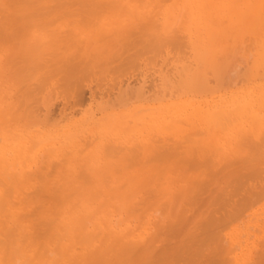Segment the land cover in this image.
I'll return each instance as SVG.
<instances>
[{
    "label": "bare ground",
    "instance_id": "1",
    "mask_svg": "<svg viewBox=\"0 0 264 264\" xmlns=\"http://www.w3.org/2000/svg\"><path fill=\"white\" fill-rule=\"evenodd\" d=\"M219 1L0 0V264H264V225H257V233L250 234L242 225L246 218H255L256 224L264 221V205L252 210L264 200V179L259 183L264 167L256 166L258 161L264 166V139L252 136L264 134V73L256 74L251 67L257 56L254 66L264 68V0ZM210 5L218 8L212 21L207 20L213 16V9L207 10ZM183 11L186 16L178 15ZM223 13L229 26L222 27ZM179 19L182 29L186 24L195 32L194 42L190 41L195 62L181 61L179 66L176 60L172 71L159 73L154 85H147L145 78L135 83L120 80L115 96L90 93L79 99L84 108L67 114L53 111L48 104L38 113L27 102L23 87L16 89L14 99L15 89L10 87L17 83L11 78L20 79L15 57L26 58L25 63L28 59L31 68L29 64L26 68L37 70L44 67L43 52L51 53L72 91L75 84L80 86L84 70L104 66L111 56H118L110 50L119 43L115 46L122 49L121 41L125 40L124 54L133 40L146 42V48L154 50L167 42L178 44L175 33H164ZM188 27L183 30L189 32ZM242 28H249L242 31L246 35H254L249 38L255 37L257 55L251 45L247 48L253 52L247 55L250 50L241 38L238 42L244 36ZM228 33H235L233 44L215 42L231 36ZM239 43L245 45L243 52ZM142 44L139 47L144 48ZM138 52L126 62L137 59ZM242 61L245 64L238 71ZM49 66L52 74L54 68ZM237 72L248 76L238 73L242 78L236 79ZM75 74H80L78 81ZM222 100L226 102L213 107L214 101ZM199 133L202 137H191ZM181 142H189L185 143L189 147L178 153L177 148L184 146ZM240 145L238 152L243 145L247 150L241 156L236 151ZM230 149L231 157H224V163L215 160ZM180 163L183 175L182 169L174 171ZM134 164L147 170L132 169ZM236 164L249 166L235 169L234 179L229 178L226 185H231L230 192L222 183L223 192L219 187L222 194H214L213 203L208 196L210 206L197 211L198 206L191 213L214 177L225 166ZM187 175L192 194L185 189L182 203L176 204L174 198L182 190L180 185L179 193L171 191L163 195L164 201L144 207L147 194L152 200ZM254 178H259L257 184L248 187L245 181ZM152 179L157 192L149 185ZM138 180L142 182L136 191L132 188ZM147 184L152 188L147 189ZM242 188L246 193L236 197ZM138 192L141 195L136 198Z\"/></svg>",
    "mask_w": 264,
    "mask_h": 264
},
{
    "label": "rangeland",
    "instance_id": "2",
    "mask_svg": "<svg viewBox=\"0 0 264 264\" xmlns=\"http://www.w3.org/2000/svg\"><path fill=\"white\" fill-rule=\"evenodd\" d=\"M217 1H219V0H217ZM252 1H255V0H245V1H243V0H240V2H238L237 4H244V2H247V3H250V2H252ZM259 1V0H258ZM220 2V1H219ZM50 5V2H48L46 5ZM52 4V3H51ZM54 4V3H53ZM236 3H234V4H232V5H235ZM210 6H212L211 7V9H210ZM210 6H208L207 7V10H212L213 9V11H211V12H213L211 15H213L212 17L209 15L208 16V18H207V20L209 19V20H211L212 21V19H215L217 16V14L215 13V11H214V8H215V10H218V8L217 7H215L216 5H210ZM224 10H226V9H224ZM55 11H53V13H54ZM58 12V11H57ZM56 12V13H57ZM210 12V13H211ZM50 14V15H53V16H55L54 14ZM55 13V14H56ZM185 15H184V14ZM225 13H227V12H225ZM225 13H223L224 15H225ZM177 14V13H176ZM178 15H181L182 17L183 16H186V12L185 11H183L182 13H179ZM178 15H176V16H178ZM222 16V20H221V22H222V27H224V25H228L229 24V18H228V13H227V15H225V16ZM175 16V17H176ZM181 17V18H182ZM210 17V18H209ZM180 18V19H181ZM174 19V18H173ZM178 20V21H175L176 20V18H175V20H173V21H175L176 23H174V22H171V24L168 26V31L166 30L165 31V33L164 32H162V33H164V35H166V33L167 34H171L172 35V32L173 33H175L174 34V36L177 38V40H179L178 42H177V40H176V42L178 43V44H173V43H171L170 44V42H167V43H165V44H163V45H165V46H163V47H160V49H159V51H158V49H156V50H154V49H149L148 47L146 48V42H138V43H136V41H134L133 40V42L132 43H130V42H128V44L126 43V45H128V46H125L126 47V49H125V54H124V51H123V47H124V43H125V40L123 41L124 43L122 44V41H121V47H122V49H118L117 47L119 46V44H115V45H113V47H115L116 49H113V50H110V51H112V52H114V50H115V53H117L118 54V56H120V57H118V56H114V58H113V56H111L110 57V59H112V60H109L106 64H104V66H100V65H98V67L97 66H95V65H93V67H91L90 69H91V71H90V69H87L86 71L84 70L82 73V77H83V80H79L78 78L80 77L79 75L77 76V74H78V71H77V74H75L76 76H77V81L79 80V81H81V82H78L79 84H80V86L78 85V84H75L76 86L74 87V89L72 90V91H68V86L65 84V82H64V76H63V73L62 72H58V71H60L59 70V63L58 62H56V61H53L52 60V58H53V56L54 55H52V56H50L51 55V53H48L47 54V52H46V54H45V52H43L44 53V55H43V61L45 62V64H44V67H43V65L38 69L37 68V70H35V69H31L33 72H32V74H31V70H29L28 68H26V67H28L29 66V68H31L30 67V64H29V60L27 59L26 61H28V63H25L24 61H23V59L24 58H22V59H20V57H15V59H16V61H17V63L16 64H14V66L16 67V68H18V70H19V76H18V79L19 80H16L15 79V77L13 78H11V80L12 81H14V82H16L17 84L15 85V86H11L10 88L11 89H15V95H14V99H15V97H17V94H18V91H16V89L18 88V87H23L22 89H25L26 88V94H27V100H29V101H27V102H29L30 103V106H33V108H37L38 109V113H40V112H43V110H44V108H46L48 105H52V108L53 109H56V110H53V111H60V112H62L61 114H67V113H70V112H72V111H74V110H80V109H82V108H84V105L83 104H81V102H82V100H79V99H81V98H88L89 97V95H90V93L91 94H95V93H102V92H108V93H110V92H112L113 94H114V96L116 95V93H117V86H118V83L120 82V80H123L122 82H124V80H127V81H130L131 83H135V81H137V80H140L141 78H145L146 79V84L147 85H154L155 83H157L158 82V78H159V73H162V72H165V71H167V72H170V70L172 71V69H173V64L174 63H177V61H179L177 64L179 65H181V61H186L185 63H187V61L189 62V61H191V62H195L194 61V57L192 56L193 54H194V45H193V43L192 42H194V38H195V32H194V30L192 31L186 24H185V20H184V24H185V29H187L186 27H188V30H189V32L187 31V30H183L182 29V27L184 26V25H182V22L183 21H181L182 19H184V18H182L181 20ZM210 21V22H211ZM243 22V21H242ZM241 22V23H242ZM245 23H242V24H245V26H247L248 24H246V21H244ZM240 23V25H242ZM179 24V25H178ZM226 25V26H227ZM240 25L238 26V28H240ZM182 26V27H181ZM208 26V25H207ZM206 26V27H207ZM229 26V25H228ZM243 28H244V25L242 26ZM243 28L242 29H240V31L242 32H244V30L246 29V31L249 29V28H245L244 30H243ZM188 32V34L189 35H191V36H189L188 34H187V32ZM242 32V33H243ZM194 33V34H193ZM231 35V36H228V37H224V39L222 40V39H219L218 38V41H217V39L215 40V42H219L220 40V44L221 45H223V46H227V44H228V46H229V44L231 45V44H233L234 43V41H235V38L236 37H234L235 35V33H228V35ZM250 34H252L251 32H249V33H247V35L245 34V33H243V35L244 36H242L241 35V33H240V35H241V37H239V41L238 42H241L240 41V38L242 39V42H244V44L246 45V48L247 47H249V46H247V45H251V47H253V48H255V49H253L254 50V52H255V54H256V52H258V46L256 47L255 46V41H254V38L252 37V36H254L253 34H252V38H249L250 37ZM171 35H169L170 37H171ZM227 35V34H226ZM234 35V36H233ZM249 38V39H251V40H248V39H244L246 36ZM262 36H264V35H262ZM261 36V37H262ZM244 37V38H243ZM246 37V38H247ZM228 39V40H226V39ZM259 38H260V36H259ZM262 38H264V37H262ZM262 38H260V39H262ZM131 39V38H130ZM133 39V38H132ZM131 39V40H132ZM175 39V38H174ZM256 39H258V37L256 38ZM259 39V40H260ZM246 40V41H245ZM190 41H192V42H190ZM247 41H249V42H247ZM262 41V40H261ZM260 41V42H261ZM127 42V41H126ZM256 42H258V40H256ZM139 43H145V44H142L143 45V47L144 48H142L141 47V45H140V47H139ZM248 43V44H247ZM251 43V44H250ZM252 43H254V44H252ZM138 44V46H136ZM244 44H241V43H239V45L241 46V48H242V52L244 51V49H243V47L245 46ZM258 44H259V42H258ZM145 45V46H144ZM178 45V46H177ZM260 45V44H259ZM187 46H189V47H187ZM243 46V47H242ZM255 46V47H254ZM44 48H47V47H45V45L43 46ZM178 47V48H177ZM120 48V47H119ZM133 48V49H132ZM146 48V49H145ZM245 48V47H244ZM119 50V53L121 52L122 54H120L119 55V53H118V50ZM149 49V50H148ZM248 49V48H247ZM250 49H252V48H250ZM250 49H248V50H250ZM116 50H117V52H116ZM246 50V49H245ZM256 50V51H255ZM48 51V50H47ZM139 51V52H138ZM111 52V53H112ZM131 52V53H130ZM136 52H138L137 54H138V57H137V59L136 58H133V59H128L129 61V64H128V62H126L127 61V59L126 58H130L129 57V55H134ZM249 52H253V51H248L247 52V55H249ZM154 53V54H153ZM116 54V55H117ZM244 54V53H243ZM47 55H49V57L47 56ZM112 55H114L113 53H112ZM123 55V56H122ZM245 55V54H244ZM257 55V54H256ZM256 55H254V56H256ZM122 56V57H121ZM127 56V57H126ZM253 56V57H254ZM47 57H48V59H47ZM52 57V58H51ZM123 57H125V58H123ZM250 57V56H249ZM252 57V56H251ZM251 57H250V59H251ZM247 58H248V56H247ZM26 59V58H25ZM24 59V60H25ZM54 59V58H53ZM115 60V63H114V60ZM181 59V60H180ZM256 59H257V56L255 57V58H252V60H254V62H252L251 64H253V66H251L252 68L254 67V69H255V71H254V73L256 72V74H257V72H260V73H258L259 75L260 74H262V73H264V68H256L254 65H256V63H255V61H256ZM119 60L121 61V62H119ZM177 60V61H176ZM247 61H249V59H247L246 60V63H247ZM54 62V63H53ZM56 62V63H55ZM125 64H124V63ZM181 62V63H180ZM244 61H242V62H240V64L238 63V71H239V68L240 67H242L241 65H244L245 64V62L243 63ZM48 63V64H47ZM29 64V65H28ZM98 64H100V63H98ZM108 64V65H107ZM113 64H114V66H113ZM118 64V65H117ZM131 64V65H130ZM249 63H247L246 65H248ZM28 65V66H27ZM32 65V64H31ZM46 65V66H45ZM48 65H50V66H53V67H51V69H53V71L55 72V73H53V71H52V74H50L51 72H49V71H51V70H49L48 71ZM122 67H121V66ZM125 65V66H124ZM127 65V66H126ZM134 65V66H133ZM179 65V66H180ZM245 65V67L244 68H246L247 66ZM49 66V67H50ZM57 66V67H56ZM107 66H109L108 68H107ZM113 66V67H112ZM133 66V67H132ZM33 67V66H32ZM56 67V68H55ZM105 67V68H104ZM115 67V68H114ZM116 67H118V68H116ZM34 68V67H33ZM111 68V69H110ZM113 68V69H112ZM123 68V69H122ZM171 68V69H170ZM242 69V70H247V69ZM252 68H251V70H248V73H247V71H246V73L249 75L250 73H249V71H252ZM50 69V68H49ZM104 69L106 70V71H104ZM108 69H109V71H108ZM259 69H261L262 71H258ZM89 70V71H88ZM112 72H111V71ZM241 71V70H240ZM58 72V73H57ZM85 72H86V74H85ZM92 72V73H91ZM245 72V71H244ZM253 72V71H252ZM27 73H30V74H27ZM61 73H62V75H61ZM80 73V72H79ZM89 73V74H88ZM238 73L239 74H242V76H243V78H244V76L246 77V76H248V75H245L246 73H244L243 74V72H237L236 74H237V77H236V79L239 77V78H242V76L241 75H239L238 76ZM93 74V75H92ZM96 74V75H95ZM101 74V75H100ZM252 74V73H251ZM74 75V76H75ZM88 77H87V76ZM41 76V77H40ZM76 76H75V78H76ZM136 77V78H135ZM41 78V79H40ZM81 78V77H80ZM85 78V79H84ZM238 78V79H239ZM137 79V80H136ZM40 80H41V82H40ZM44 80V84H43V81ZM72 81V80H71ZM42 83V84H41ZM62 83V84H61ZM149 83V84H148ZM167 86H171L170 84H167ZM66 87V88H65ZM171 87H173V86H171ZM79 88H81V91H80V89ZM173 89H174V91H176L175 90V88L173 87ZM172 89V90H173ZM80 91V93L82 94V96H81V94L80 93H76V92H79ZM22 91V90H21ZM68 91V92H67ZM67 92V93H66ZM71 92V93H70ZM76 93V94H75ZM70 94V95H69ZM80 96H79V95ZM74 95V96H73ZM46 96H48V97H46ZM76 96V97H75ZM48 98H50V100H48ZM213 101V100H212ZM226 101L224 100H222V101H219V102H217V103H215V101L212 103L213 104V107H216L217 105H220L221 103H225ZM45 103V104H44ZM48 104V105H47ZM227 105H229V103H226ZM42 105V106H41ZM43 105H44V107H43ZM116 105H118V104H116ZM83 106V107H82ZM122 107V106H121ZM119 108V109H123V108ZM99 115L100 114H98L97 113V116L99 117ZM77 119H79V118H81V115L80 114H77L76 116H75ZM22 120H25V121H27L28 122V124H29V126L30 127H33L34 126V123H31V120L30 119H28V118H26V117H23V118H21ZM75 119V118H74ZM76 125H78V124H76ZM262 130V129H261ZM261 130H260V132H261ZM191 131H194V130H191ZM262 134V133H261ZM260 134V136H261V138H258V137H260L259 136V134H257V135H252L253 136V139H255V140H257V139H260L259 141H262L261 139H264V134H262L261 135ZM202 135L203 134H201V133H199L198 135H195V136H191V137H194L195 139L198 137V138H200V137H202ZM255 136H256V138H255ZM251 138V137H250ZM191 139H193V138H191ZM252 139V140H253ZM173 141H174V139H172ZM171 140V141H172ZM250 140V139H249ZM251 140V141H252ZM238 141H240V139L238 140ZM242 142H244L245 143V141H242ZM241 142V143H242ZM247 142V141H246ZM253 142H254V140H253ZM258 142V141H257ZM262 142H264V141H262ZM171 143V142H170ZM182 144H183V142H181ZM185 143L186 144H189V142H184V146L183 147H180V148H177L178 149V153H180V152H182V151H179V150H186L187 149V147H189V145L187 146L186 145V147H185ZM235 143V142H234ZM237 144H239V143H237ZM246 144V143H245ZM171 145H174V147H175V144L173 143V144H171ZM178 145H180V144H178ZM237 146V145H236ZM246 146V145H245ZM261 146V145H260ZM171 147V146H170ZM240 147H241V145L240 146H238L237 147V152L239 151V149H240ZM247 147V146H246ZM262 147H264V146H262ZM246 149L245 147H244V145L242 146V148H241V151L240 152H238V154L240 155L241 154V152L242 153H245V151H247V150H245L244 151V149ZM261 148V147H260ZM259 148V149H260ZM177 149H176V151H177ZM233 149H235V148H233ZM250 149V148H249ZM258 149V148H257ZM256 149V150H257ZM244 152H243V151ZM262 150V149H261ZM260 151V150H259ZM232 152H233V150H232ZM250 152H251V150H250ZM258 152V151H257ZM183 153V152H182ZM234 153V152H233ZM248 152H246V154H247ZM231 155V149H230V152H222V153H220L217 157V159H215L216 161H219V160H222V159H225V158H229V157H231L230 156ZM243 155V154H242ZM245 155V154H244ZM241 156V155H240ZM225 157V158H224ZM233 157V156H232ZM227 158V159H228ZM262 158H264V156H262ZM176 160L178 159V157L177 158H175ZM262 161H264V160H262ZM221 162H223V160L221 161ZM224 163V162H223ZM259 163V164H258ZM258 165H256V163H254L257 167L260 165V167L262 168V167H264V166H262V162L260 161H258ZM217 164H218V162H217ZM220 164V163H219ZM240 165L241 164H239L238 166L240 167ZM152 166V165H151ZM179 166H180V168H179ZM238 166H237V164L236 165H232L231 167H224V169L225 170H221L219 173H218V175H216V177H214L215 178V180L213 181H211V183L210 184H212V182H213V184L210 186V188H207L205 191H206V193H205V191H204V193H202L201 195H200V197H199V199H197L196 200V206H192V209L190 210L191 211V213H195L196 211H195V208H197L198 206L200 207H198L197 208V211H199V209H202V210H205V208H207L208 207V204H209V206H210V204H211V201H210V203L208 202V199L207 198H209L208 196L211 194L212 195V192L213 191H216L215 193H213V196H211L210 195V198H212V203H213V200L215 199L214 198V194H215V196H217L216 194H218L219 193V191L220 192H223V190H222V183H224L225 182V187L224 188H226L227 189V192L229 191L230 192V190H228L229 188H231L230 186H226V185H229L230 183L229 182H227V181H231L232 180V178L235 176V174H234V172L236 171L235 169H237L238 168ZM242 166V168H247L249 165H247V164H244V165H241ZM149 168H151L150 167V165L148 166ZM156 166L154 165V167H152V168H155ZM234 167V168H233ZM132 169H139V170H141V172L143 173V171H146L147 169H141V167H140V165H138V164H134V166H132L131 167ZM231 168H233V169H231ZM182 169V170H181ZM152 170V169H151ZM181 170V172H180V174L183 172V167H182V164L180 163V165H178V168H176V169H174V171H180ZM234 170V171H233ZM155 171V170H154ZM153 171V172H154ZM176 173V172H175ZM174 172H173V174H175ZM233 173V174H232ZM222 174H223V176H222ZM181 175H183V174H181ZM149 176V178H150V175H148ZM231 176V177H230ZM260 176H261V174H260ZM155 177V176H154ZM153 177V178H154ZM158 176H157V174H156V177H155V179L157 178ZM186 177V178H185ZM185 177H181V178H179V179H177V180H175V183L174 184H170L169 186H171L172 188L171 189H167V188H165V190L164 189H162V190H164V192H163V194L161 193L162 192V190L160 191V196H158V192L157 191H159V190H157V188H154L155 187V185L154 184H152V183H154V181H153V179L152 180H150V184L149 185H151L155 190H156V192H157V196H154V198L152 199V200H150V199H148L147 197H148V194H147V197H146V199L147 200H149L148 202H147V200H145L147 203H142V204H146L144 207H148V206H151V207H153L156 203H158V201H164L165 200V198H163L164 196L163 195H165V194H167V193H169L170 192V194H171V191L172 192H174L175 190V192H177V193H179V190L180 189H182L181 191H180V193H179V195L178 194H174L175 196H174V198L176 199L175 201H176V204L178 203H182V201H184V198L186 197V195L185 194H183V196H181L182 195V193L183 192H185L184 190L186 189V191H188V193L189 194H192L191 192L192 191H189V189L191 188V183H187V181L189 182V179L191 180V178L189 177L188 178V175L187 176H185ZM219 177V178H218ZM262 177H264V172H262V176L260 177L261 179L259 180V178H254V179H251V180H249V182L248 181H245V183H246V185L248 186L250 183H252L253 185L255 184H257L256 182H257V180H259V183H260V181L262 180V179H264V178H262ZM188 178V179H187ZM223 178H225V179H223ZM231 179V180H228V179ZM187 179V180H186ZM234 179V178H233ZM145 179H143V181H144ZM147 180V179H146ZM145 180V181H146ZM158 180H160V179H158ZM245 180H247V179H245ZM139 181L140 180H138L137 182H135V184L137 185V184H139ZM153 181V182H152ZM161 181H163V180H161ZM179 182V183H177V182ZM219 181V182H218ZM140 182H142V181H140ZM147 182V181H146ZM191 182H192V180H191ZM228 184H227V183ZM236 182V181H235ZM145 183V182H144ZM218 183V184H217ZM142 184V183H141ZM157 184H160L159 182H157ZM166 184V183H165ZM165 184H162V185H165ZM179 184V185H178ZM186 184V185H185ZM188 184H190V185H188ZM148 184H147V189H148V186H149ZM166 185H168V183L166 184ZM180 185H182L183 187H184V185L186 186L184 189H183V187L181 188V186ZM188 185V186H187ZM142 186V185H141ZM143 186H145V184L143 185ZM157 186V185H156ZM178 186H180V189L178 188ZM209 186V185H208ZM218 186V187H217ZM123 187H125L124 189H126V186H123ZM133 187V186H132ZM136 187H138V185L137 186H135V187H133L132 189L133 190H136L135 188ZM139 187H140V185H139ZM152 187H150L149 186V189L150 188H152ZM220 187V189H219V191H218V188ZM228 187V188H227ZM232 187H233V185H232ZM249 187V186H248ZM245 189L247 188L246 186L244 187ZM139 189V188H138ZM138 189L136 190V191H138ZM141 189V188H140ZM159 189V188H158ZM161 189V188H160ZM243 189V188H242ZM143 190H145V188L143 189ZM190 190H192V189H190ZM210 190H212V191H210ZM222 190V191H221ZM241 190V189H240ZM239 189L237 190L238 191V195H236V197L238 196H240L241 194L243 195L244 193L243 192H245L246 193V191L243 189L241 192H239L240 191ZM247 190H249V188H247ZM125 190H121V193L120 194H122V195H124V192ZM127 191V190H126ZM140 191V190H139ZM147 191V190H146ZM154 191V190H153ZM152 191V192H153ZM141 192H142V189H141ZM144 192V191H143ZM150 191L148 190V192L147 193H149ZM152 192H151V194H152ZM210 192V193H209ZM226 192V193H227ZM127 193V192H126ZM139 194L141 195V193L140 192H138V194H135V197L136 198H139L140 196H139ZM150 194V193H149ZM169 194V195H170ZM222 194V193H221ZM220 193H219V195L218 196H220L221 195ZM142 195H144V193L142 194ZM176 195H178V196H176ZM224 195H226V194H224ZM224 195H222V198H224ZM133 196V195H132ZM149 196H151V195H149ZM167 196V195H166ZM165 196V197H166ZM235 196V195H234ZM234 196H231L232 197V199H236ZM181 197V198H180ZM226 198L225 199H228L229 197L226 195L225 196ZM230 197V198H231ZM129 198V197H128ZM151 198V197H150ZM159 198V199H158ZM136 200L135 198H131V200ZM179 200V202H178V200ZM130 200V199H129ZM140 200V199H139ZM144 200V199H143ZM142 200V201H143ZM199 200V201H198ZM211 200V199H210ZM128 201V200H127ZM127 201H125V203H126V205H128L127 204ZM141 201V200H140ZM202 201V202H201ZM128 202H130V201H128ZM136 201H134L133 202V204L135 203ZM202 204H201V203ZM140 204H141V202H140ZM151 204V205H150ZM200 204V205H199ZM205 205V208L204 207H202V206H204ZM262 205H264V200H262V201H260L259 203H257V204H255V206L254 207H252V210H254V209H257L258 207L260 208ZM122 207H125V210H126V206H125V204L123 205V203H122V205H121ZM125 210H123V211H125ZM197 215V214H196ZM192 216H194V214H192ZM198 217L197 216H195L194 217V220H193V222H197L198 220ZM255 220V218H252V220H248L247 218L245 219V222L244 223H242V225H246L245 226V230H246V232H248L249 234L250 233H252V232H254V233H257V230H256V227H257V225H260V226H262V225H264V221H257V224L255 223L256 221H254ZM253 221H254V224H253ZM190 224H192V223H190ZM189 224V225H190ZM194 224V223H193ZM190 226H192V225H190ZM244 228V227H243Z\"/></svg>",
    "mask_w": 264,
    "mask_h": 264
}]
</instances>
